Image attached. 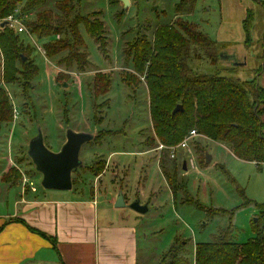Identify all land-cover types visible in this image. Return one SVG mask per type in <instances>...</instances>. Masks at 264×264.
<instances>
[{
    "label": "rangeland",
    "instance_id": "1",
    "mask_svg": "<svg viewBox=\"0 0 264 264\" xmlns=\"http://www.w3.org/2000/svg\"><path fill=\"white\" fill-rule=\"evenodd\" d=\"M25 1L18 5L19 11L25 7ZM129 1V7L125 8L122 0H79V12L88 18L95 16L96 22L103 25L102 38L106 43L103 54L95 39L81 26L84 41L81 49L88 55L82 61V70L73 63H63L61 58L66 56L64 54L55 61L47 56L44 44L56 41L53 43L63 45L58 41L61 36L42 39L33 34L31 37L25 36L27 45L34 49L32 51L26 47V52H33L31 57L39 73L32 80L31 88L24 77L5 85L15 116L10 124L0 125V215L13 212V200L20 197L21 190L23 193L33 192L27 185L21 187L15 184L24 176L31 179L39 193L57 191L45 190L41 185L42 174L37 172L27 154L32 138L41 132L45 145L58 152L66 142L68 129L86 132L98 136L100 143L99 140L98 143L91 140L82 146L80 159L83 165L75 172L74 190L84 189V192L91 194L96 189L100 209L116 214L115 219L134 215L130 208H116L115 204H111L120 191L126 195L129 203L136 198H140L143 204L151 200V209L138 217L140 264H157L158 254L166 252L176 240L181 239L189 241L187 258L193 263L195 245L211 241L212 236L224 227L232 224L231 239L235 242L245 243L256 236L252 225L264 212V207L257 206L264 204V164L258 167L255 163L239 160L221 144L208 143L207 153L212 160L210 163L205 161L207 165L202 167L192 150L189 153L178 149L177 153L181 152L177 158L194 159L195 167L190 166L184 171L178 166L177 178L187 184L189 201H183L182 194L175 199L169 180L160 171L161 152L153 144L157 138L152 131L146 83L141 81L138 85L130 86L123 80L127 77L136 82L139 78L133 59L129 62L126 60L129 50L125 49L128 44H133L139 33L153 38V31L150 30H155L157 25L182 18L197 23L204 33L216 41H221L225 35L221 31L223 21L225 27L235 32L230 39L242 41V29L241 38L238 39L236 28L239 8L245 0H197L194 10L191 13L183 12L184 16L181 17L176 16V8L182 0ZM53 6L54 3H51L48 7L51 12ZM32 12H26V19L37 21ZM258 12L259 15L254 14V18L258 17L255 34L260 28L263 34L264 18H261L260 9ZM52 14L57 17L56 11ZM262 42L261 38L255 40L252 37L244 42L248 48L256 45L260 52L257 56L256 51L252 52L253 55L246 54L247 69L235 67L236 72L245 70L242 79L257 78L264 68ZM242 44L234 42L229 50L240 51L242 55ZM225 54H220L215 67L198 52L192 56V67L201 73L212 72L216 68V71L222 72L232 67L229 56ZM1 66L0 76H3L4 66ZM97 78L102 81L103 87L105 81L111 79L109 91L98 98L93 95ZM94 104L98 105L97 114ZM9 160L15 163L12 166H19L24 172L22 174L15 167L17 170L9 174L10 168H14L10 167L9 175L4 176L11 183L15 182L11 185L2 179L3 171L10 166ZM106 161L110 165L108 174L96 182L95 174L104 171ZM92 170H95V174ZM62 192L68 194L69 191Z\"/></svg>",
    "mask_w": 264,
    "mask_h": 264
},
{
    "label": "trees",
    "instance_id": "2",
    "mask_svg": "<svg viewBox=\"0 0 264 264\" xmlns=\"http://www.w3.org/2000/svg\"><path fill=\"white\" fill-rule=\"evenodd\" d=\"M23 1L0 0V72L1 65L4 66L3 76H0V125L10 124L15 116L5 85L24 77L31 88L32 80L39 73V68L31 57V50L34 49L27 45L25 39L28 35L18 33L9 24L3 26L4 19ZM51 3H54L52 12L56 11L57 17L52 16L48 9ZM196 3L197 0H182L177 5L176 16H184L183 12L187 11L191 13ZM78 7L79 0H26L25 7L20 12L25 16L26 12L34 11L32 13L38 22L26 18L24 21L29 32L37 38L61 36L58 41L63 45L53 43L56 41L44 44L49 58L55 61L64 54L66 56L61 58L63 63H73L82 70V61L88 55L81 49L84 43L81 26L95 39L103 54L106 43L102 38L103 25L96 22L95 16L88 18L81 14ZM254 24V13L249 10L243 20L245 42L251 37ZM150 31L154 32L153 38L139 33L133 44L127 45L125 50H129V57L126 60L129 62L133 59L139 78L136 82L127 77L123 80L130 86L138 85L141 81L146 83L152 131L157 138L153 144L156 147L162 144L167 148L177 146L195 130L198 135L191 140L190 147L200 166L207 165L208 143L226 146L239 160L255 163L258 167L263 165L264 88L258 83V78L242 80L233 66L222 72L216 71L217 68L206 73L195 71L192 56L201 52L205 59L217 67L224 47V44L204 33L195 22L182 18L180 21L159 24L155 30ZM26 47L31 50L26 52ZM101 83L98 78L94 81L93 95L96 98L109 91L111 79L105 81L104 87ZM178 105L183 109L174 113ZM94 107L97 114L98 105L94 104ZM93 140L96 143L99 140L100 143L98 136ZM167 148L161 151V173L169 180L175 199L178 194H182L183 201L187 202V184L177 178L178 166L183 170L184 163H188L187 157L178 159L179 151L171 159ZM13 171L11 169L9 174ZM76 171L78 169L74 173ZM94 171L92 170L93 174ZM242 194L244 195L243 191ZM257 206L262 208L264 204ZM252 226L256 236L245 243L232 241V224L220 229L212 236L211 241L197 243L193 263L187 258L189 241L176 240L166 252L158 254L157 264H264V212Z\"/></svg>",
    "mask_w": 264,
    "mask_h": 264
},
{
    "label": "crops",
    "instance_id": "3",
    "mask_svg": "<svg viewBox=\"0 0 264 264\" xmlns=\"http://www.w3.org/2000/svg\"><path fill=\"white\" fill-rule=\"evenodd\" d=\"M263 2L264 0H245L244 4L240 2L236 36L239 39L242 29V41H232L233 39L230 38L235 32L225 27L222 21L221 31H224L225 35L218 42L226 47L221 52L229 56L228 59L231 60L233 67L247 69L246 54L253 55L252 52L256 51L255 56H257L260 52L256 45L248 48L244 43L246 34L243 20L249 10L259 15V9L261 18H264ZM256 25H258V17L255 19L251 37L255 40L260 38L263 40L264 53V33L262 34L260 28L255 34ZM234 42H243L242 55L240 51L229 50ZM241 69L236 72L239 78L246 73ZM257 78L258 83L264 88V69L257 74ZM250 79L252 80L246 77L242 80ZM227 150L231 153L228 148ZM8 164L10 166L3 171L2 179L11 185L15 182L11 183L6 177L9 175V168L14 167L10 170H17L18 167L22 174L24 172L21 167L12 166L15 164L13 160H9ZM105 166L104 171L99 176H95L96 182H100L108 174L110 165L107 161ZM190 166L195 167V161L192 164L189 158L186 169L183 170H188ZM75 174L73 172V177ZM15 184L24 187L22 179H18ZM67 193L62 191L39 193L38 188L27 193L21 190L20 197L13 200V212L0 215V264H140L138 217L141 216L139 213L134 211L133 217L123 215L120 219H115L116 214L100 209L96 189L91 194L84 192V189L78 191L74 188ZM125 200L127 202L126 195ZM115 203L116 198L111 204ZM147 203L151 209V200Z\"/></svg>",
    "mask_w": 264,
    "mask_h": 264
},
{
    "label": "water",
    "instance_id": "4",
    "mask_svg": "<svg viewBox=\"0 0 264 264\" xmlns=\"http://www.w3.org/2000/svg\"><path fill=\"white\" fill-rule=\"evenodd\" d=\"M124 7L128 8L129 0H122ZM7 22L3 23V26ZM183 107L178 105L174 113L182 110ZM94 135L86 132H77L68 129L66 133V142L60 151L50 150L44 143V137L41 132L29 142L27 154L31 158L37 172L42 174L41 185L45 190L71 191L73 189V172L83 165L80 159L82 146L93 140ZM211 155L206 154V162H211ZM186 169V163H184ZM116 208H130L139 214L147 213L150 208L149 204H142L140 198H136L132 203L127 204L125 195L119 192Z\"/></svg>",
    "mask_w": 264,
    "mask_h": 264
},
{
    "label": "built area",
    "instance_id": "5",
    "mask_svg": "<svg viewBox=\"0 0 264 264\" xmlns=\"http://www.w3.org/2000/svg\"><path fill=\"white\" fill-rule=\"evenodd\" d=\"M26 18V15L23 16L21 14V12L16 8L14 10V12L9 16L7 17L6 19H4V23L7 22V24H9V26L13 29H15L18 33L22 34V33H25L27 35H29L30 37L32 36L31 33L29 32V30L27 29L26 27V24H25V21L24 19ZM1 22V20H0ZM39 51L41 53H44V50L40 47H38ZM197 132L195 130H192L189 135L187 137H185V139L177 146H173V147H170V148H167L165 147L164 145L162 144H159L157 147H156V150L159 152H161L162 150H164L165 148L169 149V156L174 159L176 157V154H177V151L178 149H181V150H187L189 153H190V150H191V145H190V142L191 140H193L194 138L197 137ZM159 156H160V153H159ZM191 159V158H190ZM191 163L193 164L194 163V159H191ZM22 181H23V185H27L29 188H32L33 191L36 190V188L34 187V184L33 182L29 181V178L24 176L22 178Z\"/></svg>",
    "mask_w": 264,
    "mask_h": 264
},
{
    "label": "flooded vegetation",
    "instance_id": "6",
    "mask_svg": "<svg viewBox=\"0 0 264 264\" xmlns=\"http://www.w3.org/2000/svg\"><path fill=\"white\" fill-rule=\"evenodd\" d=\"M60 151V150H59Z\"/></svg>",
    "mask_w": 264,
    "mask_h": 264
}]
</instances>
